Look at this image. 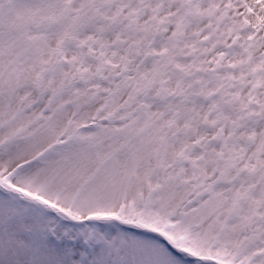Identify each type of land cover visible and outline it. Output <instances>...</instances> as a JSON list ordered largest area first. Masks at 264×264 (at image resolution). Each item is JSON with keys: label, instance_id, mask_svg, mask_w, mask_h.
Returning <instances> with one entry per match:
<instances>
[{"label": "snow or ice", "instance_id": "1", "mask_svg": "<svg viewBox=\"0 0 264 264\" xmlns=\"http://www.w3.org/2000/svg\"><path fill=\"white\" fill-rule=\"evenodd\" d=\"M0 264H264V0H0Z\"/></svg>", "mask_w": 264, "mask_h": 264}]
</instances>
